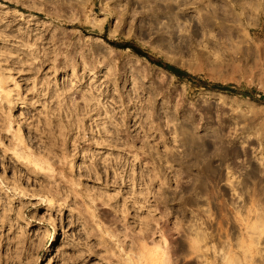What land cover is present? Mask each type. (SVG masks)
<instances>
[{"label":"rangeland","instance_id":"1","mask_svg":"<svg viewBox=\"0 0 264 264\" xmlns=\"http://www.w3.org/2000/svg\"><path fill=\"white\" fill-rule=\"evenodd\" d=\"M263 200L264 0H0V264H186Z\"/></svg>","mask_w":264,"mask_h":264},{"label":"bare ground","instance_id":"2","mask_svg":"<svg viewBox=\"0 0 264 264\" xmlns=\"http://www.w3.org/2000/svg\"><path fill=\"white\" fill-rule=\"evenodd\" d=\"M89 23L97 25L100 23V19H97L96 16L91 15L87 16L86 19ZM194 143L193 141H189ZM234 189V187L232 188ZM264 201V200H263ZM258 212L255 215V220L251 223L247 220L249 217V212L246 218H239L234 221V231H237V234L234 236L235 243H229L219 245L221 249L215 250V246L210 248L207 246V242L210 237L213 235L204 232V231H195L194 236L189 238V243L187 247L180 246V250L184 255L190 256L191 258L186 261V264H255L254 258V249L252 244L258 245L261 239V236L264 234V205L258 206ZM239 214V213H238ZM240 227V228H239ZM248 229L251 230V235L247 239L242 230ZM48 247L45 250L46 253H49L54 247L57 236L55 232H51L47 237ZM246 241H249V245L246 244ZM214 250L215 254L217 253L218 258L211 254L210 250ZM256 254L258 258V264H264L263 256L261 250L256 247ZM222 251V252H221ZM211 258V260H209ZM165 262V261H164ZM165 264H167L165 262Z\"/></svg>","mask_w":264,"mask_h":264},{"label":"trees","instance_id":"3","mask_svg":"<svg viewBox=\"0 0 264 264\" xmlns=\"http://www.w3.org/2000/svg\"><path fill=\"white\" fill-rule=\"evenodd\" d=\"M116 46H120V47H132L133 49H137L135 48V44L133 43H127V44H117V43H112ZM147 58L151 61L154 62L156 65L161 66L171 72H173L175 75H177L180 79H186L189 81V83H191L192 85H200L203 87H207V88H211V89H218V90H224V91H228V87L227 86H221V85H210L207 83H204L202 81H200L199 78H197L196 76L187 74L186 72L183 71H179L175 68H173L172 66H169L165 63H163L161 60L155 58L152 55H149L148 53H146Z\"/></svg>","mask_w":264,"mask_h":264}]
</instances>
